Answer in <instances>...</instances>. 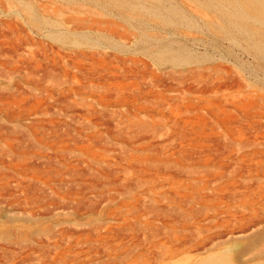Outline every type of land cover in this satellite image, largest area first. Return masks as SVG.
I'll use <instances>...</instances> for the list:
<instances>
[{"label":"rangeland","instance_id":"rangeland-1","mask_svg":"<svg viewBox=\"0 0 264 264\" xmlns=\"http://www.w3.org/2000/svg\"><path fill=\"white\" fill-rule=\"evenodd\" d=\"M202 1L0 0V264H264V27Z\"/></svg>","mask_w":264,"mask_h":264},{"label":"bare ground","instance_id":"bare-ground-1","mask_svg":"<svg viewBox=\"0 0 264 264\" xmlns=\"http://www.w3.org/2000/svg\"><path fill=\"white\" fill-rule=\"evenodd\" d=\"M202 4L207 5L206 6L207 8L213 7L215 10L218 11L220 16H222L224 19L229 20L231 23L230 25L235 26V28L237 30L242 29V26L247 25L246 21L248 19H246V18H251L254 21H256V23H258L259 25L264 27V0H214V2L207 0V1H202ZM225 6H228L230 9L225 10V9H228V8H225ZM198 12L202 13L201 16L202 15H206V17L208 16L207 13L204 11L203 12L198 11ZM209 14H210V11H209ZM217 14H215V15H217ZM245 28L247 29V27H245ZM197 36L195 38L199 37V36L198 37ZM255 39H256V37H255ZM261 40H262V42L259 41V45H260V48L264 50V38H262ZM255 44H256V42H255ZM6 53H7V50H6ZM174 65H176V64H174Z\"/></svg>","mask_w":264,"mask_h":264}]
</instances>
